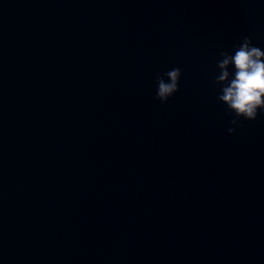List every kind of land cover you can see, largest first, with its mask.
I'll use <instances>...</instances> for the list:
<instances>
[{
    "label": "water",
    "instance_id": "water-1",
    "mask_svg": "<svg viewBox=\"0 0 264 264\" xmlns=\"http://www.w3.org/2000/svg\"><path fill=\"white\" fill-rule=\"evenodd\" d=\"M245 36L264 0H0V264H264V113L229 135L215 83Z\"/></svg>",
    "mask_w": 264,
    "mask_h": 264
},
{
    "label": "clouds",
    "instance_id": "clouds-1",
    "mask_svg": "<svg viewBox=\"0 0 264 264\" xmlns=\"http://www.w3.org/2000/svg\"><path fill=\"white\" fill-rule=\"evenodd\" d=\"M219 55V73L215 78L220 88L217 98L234 114L235 118L230 122L233 127L227 129V133L232 135L241 118L255 121L259 113H264V50L253 45L251 38L245 36L234 54L221 51ZM230 68H234V73L229 71ZM181 75L179 68L157 75L158 101L167 103L179 91Z\"/></svg>",
    "mask_w": 264,
    "mask_h": 264
}]
</instances>
